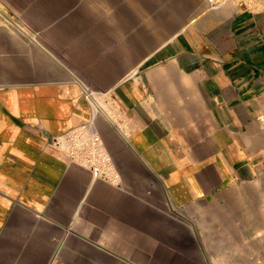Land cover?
I'll list each match as a JSON object with an SVG mask.
<instances>
[{
    "label": "crops",
    "instance_id": "1",
    "mask_svg": "<svg viewBox=\"0 0 264 264\" xmlns=\"http://www.w3.org/2000/svg\"><path fill=\"white\" fill-rule=\"evenodd\" d=\"M263 111L264 11L0 0V264H264Z\"/></svg>",
    "mask_w": 264,
    "mask_h": 264
},
{
    "label": "built area",
    "instance_id": "2",
    "mask_svg": "<svg viewBox=\"0 0 264 264\" xmlns=\"http://www.w3.org/2000/svg\"><path fill=\"white\" fill-rule=\"evenodd\" d=\"M210 8H215L223 4H230L236 10L242 12L257 13L264 11V0H206ZM258 120L262 129L264 130V111L259 114ZM85 136L87 137V147L89 155L96 158V161H91V170L95 177L106 178L113 180L115 171L112 165V159L105 149L104 142L100 134L95 130L85 129Z\"/></svg>",
    "mask_w": 264,
    "mask_h": 264
},
{
    "label": "rangeland",
    "instance_id": "3",
    "mask_svg": "<svg viewBox=\"0 0 264 264\" xmlns=\"http://www.w3.org/2000/svg\"><path fill=\"white\" fill-rule=\"evenodd\" d=\"M92 98V97H91ZM93 100H95L94 98H93ZM95 103H96V101H95ZM96 106L98 107V103H96ZM94 108H95V106H94Z\"/></svg>",
    "mask_w": 264,
    "mask_h": 264
}]
</instances>
